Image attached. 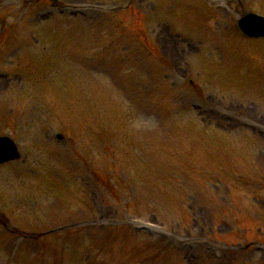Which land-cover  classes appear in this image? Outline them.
Wrapping results in <instances>:
<instances>
[{
	"label": "rangeland",
	"instance_id": "1",
	"mask_svg": "<svg viewBox=\"0 0 264 264\" xmlns=\"http://www.w3.org/2000/svg\"><path fill=\"white\" fill-rule=\"evenodd\" d=\"M56 1L0 0V134L22 151L0 167V264H84L83 246L140 223L157 236L140 233L143 252H133L132 264H264V41L256 49L221 31L238 7L264 14V0H209L201 12L190 0L163 26L148 14L152 0ZM141 30L167 64L148 61ZM45 58L53 80L33 86ZM241 59L250 65L238 67ZM221 64L239 72L240 86L219 82ZM187 75L200 93L185 86ZM152 92L174 115L158 110ZM128 109L131 120L116 116ZM127 140L136 147L126 156L119 150ZM43 172L64 185L59 196L69 206L57 193L37 194ZM4 220L27 232L64 226L56 233L63 238L25 242ZM35 250L41 261H31Z\"/></svg>",
	"mask_w": 264,
	"mask_h": 264
}]
</instances>
